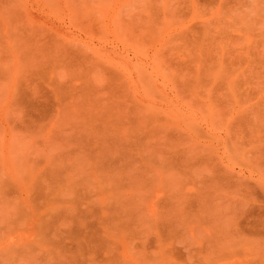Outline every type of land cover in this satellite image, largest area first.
Returning <instances> with one entry per match:
<instances>
[{
	"label": "rangeland",
	"instance_id": "374dc122",
	"mask_svg": "<svg viewBox=\"0 0 264 264\" xmlns=\"http://www.w3.org/2000/svg\"><path fill=\"white\" fill-rule=\"evenodd\" d=\"M199 37L251 68L237 102L165 80ZM246 54L264 57V0H0V264H264Z\"/></svg>",
	"mask_w": 264,
	"mask_h": 264
},
{
	"label": "bare ground",
	"instance_id": "6f19581e",
	"mask_svg": "<svg viewBox=\"0 0 264 264\" xmlns=\"http://www.w3.org/2000/svg\"><path fill=\"white\" fill-rule=\"evenodd\" d=\"M209 2V1H208ZM207 3V2H206ZM218 3H219V1H218ZM221 3H223V1L221 2ZM230 3V2H229ZM220 5V4H219ZM209 6V5H208ZM214 19V18H213ZM212 20V19H211ZM210 21V20H209ZM231 23V22H230ZM191 25V24H190ZM219 25V24H218ZM222 25V24H221ZM220 25V26H221ZM224 27V26H223ZM234 28V27H233ZM219 29V28H218ZM235 30V29H234ZM233 30V31H234ZM232 31V32H233ZM225 33V32H224ZM234 33H236V32H234ZM189 34V33H188ZM237 34V33H236ZM178 36V35H177ZM201 36H203V38H204V40H208L210 37H208V39L206 38V36H208L207 34H203V35H201ZM200 36V37H201ZM215 36V35H214ZM200 37L199 38H197V39H192L191 40V42H188L186 39H182V40H180L179 39V42L181 41V42H183V44L182 45H173V46H171L170 47V49L171 50H169L168 51V54H169V52H170V54H171V56L172 55H174V56H176V57H174V58H177V57H179V58H177V64L175 63V61L173 60V58H170L168 61L170 62V65L171 64H173L171 61H174V64L176 65V67H174L175 65L173 64L172 66L174 67V71L173 72H169V71H167V74H168V78L167 79H165V80H168L169 81V83H171L172 84V86H176V87H178V91H180L181 90V92L182 93H185V91H190V93L191 92H193V93H196L197 95H199L200 96V91L201 90H203L204 88H205V86H206V82L204 83V84H202V86H201V83H202V79H200V77L199 76H201V78H202V76L203 77H205V78H207L208 79V81L209 82H212V83H214L213 85H216L215 86V88L216 87H219V88H221L220 86H223L222 84H224V89H226V90H228L229 92H227L226 90V93H228L227 95L229 96V95H231V96H229V97H232V98H234L235 99V102H237V100H236V98H237V93H239V91H240V93H241V89H244V88H242V86H240L239 84L241 83L240 81H239V83H237V84H235V81H236V79H237V75H238V73H236V72H234L233 70H235V69H233V68H231V66H229L230 64H232L233 66H234V64H235V66L237 65L236 64V61H235V63H234V60H233V63H230L229 61H228V59L226 60V58L224 59V55H225V53H227L226 51V45L224 46V44L222 45V43H221V40H219V39H216V42H217V44L216 45H214V43L215 42H212V43H210V41H207L206 43H205V41H200L201 39H200ZM53 39V38H52ZM220 39H222V38H220ZM219 41V44H218V41ZM223 40V39H222ZM224 42V41H223ZM43 43V42H42ZM52 43V42H51ZM69 43V42H68ZM80 43V42H79ZM37 44V43H36ZM222 46H221V45ZM39 45V44H38ZM37 45V46H38ZM40 46V45H39ZM44 46V45H43ZM85 47V46H84ZM228 47V46H227ZM37 48V47H36ZM54 49V48H53ZM226 50V51H225ZM247 50V49H246ZM53 52V51H52ZM233 53V52H232ZM228 54V53H227ZM241 54V53H240ZM61 55H63V54H61ZM229 55V54H228ZM236 55V54H235ZM247 56L249 55V54H246ZM258 55V54H257ZM260 55H262V54H260ZM259 55V56H260ZM96 56V55H95ZM225 57H226V55H225ZM237 57V56H236ZM249 57V60H252V61H254L256 64V68L257 69H255L256 71H254V70H251V72L253 71V73L255 74V76L257 75L258 76V78L256 79L257 81L259 80V76H260V83L262 82V80L264 79V78H262L263 76H262V73L264 72V66L262 67V65L264 64V57H262V58H256V59H260L259 61H260V63L258 62V60H254L255 58H251L250 56H248ZM57 58V57H56ZM101 58V57H100ZM99 58V59H100ZM237 58H239V57H237ZM179 59V60H178ZM56 60V59H55ZM171 60V61H170ZM224 60H226V63H228L229 62V64L227 65V64H225L224 65V63H225V61ZM236 60H238V59H236ZM239 60H240V58H239ZM67 61V60H66ZM224 61V62H223ZM231 62H232V58H231V60H230ZM241 61H242V59H241ZM257 61V62H256ZM57 62V61H56ZM239 62V61H238ZM244 62H245V60H244ZM243 62V63H244ZM262 62V63H261ZM64 63V62H63ZM67 63V62H66ZM223 63V64H222ZM240 63V62H239ZM258 63V64H257ZM241 64V63H240ZM246 64V63H245ZM58 65V64H57ZM68 65V64H67ZM167 65H169V64H167L166 63V66ZM244 65V64H243ZM74 66V65H73ZM232 66V67H233ZM240 66V65H239ZM72 67V66H71ZM226 67H228V68H231L232 69V71L230 72V73H226ZM238 67V66H237ZM241 67H242V70H245L246 69V71H247V69L250 71V69L251 68H249V66L248 65H244V67L243 66H240V68L239 69H241ZM248 67V68H247ZM228 68H227V70H228ZM238 69V68H237ZM223 71H224V73L225 74H223ZM246 71H244L245 73H241V72H239V76L242 74V76H243V80L244 81H246V78H247V80H248V78H250V77H245V79H244V76L246 75V73H248V71L246 72ZM117 72V71H116ZM234 72V75H232V73ZM251 72H249V74L250 75H252L251 74ZM236 74V75H235ZM245 74V75H244ZM242 76H240V77H238V78H240V79H242ZM253 76V75H252ZM251 76V77H252ZM163 77V76H162ZM164 78V77H163ZM235 79V80H234ZM240 79H237V81L238 80H240ZM252 79H254V78H252ZM250 80V79H249ZM200 81H201V83H200ZM207 81V82H208ZM222 82V83H218V84H220V86L217 84V83H215V82ZM236 81V82H237ZM204 82V81H203ZM208 82V83H209ZM249 81H247L246 83H248ZM254 82V81H253ZM256 82V81H255ZM246 83L244 84L243 83V87H244V85H246ZM87 84V83H86ZM210 84V83H209ZM211 85V84H210ZM212 85V86H213ZM226 85V86H225ZM233 85H235L234 86V88H233ZM238 85V88L239 87H241V88H236L235 89V87ZM212 86H211V88H212ZM249 86H250V83H249ZM248 87V86H247ZM223 88H221V90L223 89ZM213 89H214V87H213ZM217 89V88H216ZM205 92H207L206 91V88H205ZM219 92V91H218ZM217 92V93H218ZM234 92H237V93H235L234 95H236V98L234 97V96H232L233 95V93ZM201 93H202V91H201ZM220 93H224L225 94V92H224V90H223V92H220ZM223 94V95H224ZM202 96H203V94H202ZM204 98H207V96H208V94H204ZM216 96V95H215ZM219 96V95H218ZM217 96V97H218ZM220 96H222L221 94H220ZM241 96V95H240ZM209 97V96H208ZM187 98V97H186ZM203 98V99H204ZM239 98H241V97H239ZM209 99V101L207 102L208 104L210 103V97L208 98ZM207 99V100H208ZM219 99V98H218ZM217 99V100H218ZM226 99H227V97H226ZM166 100V99H165ZM187 100H188V98H187ZM194 100H195V98H194ZM205 100L206 99H204V101L202 102V103H204L205 102ZM239 100H241V99H239ZM162 101H163V99H162ZM200 101V100H199ZM215 102V101H214ZM218 102V101H217ZM221 102V101H220ZM220 102H218V104L220 103ZM224 102V101H223ZM183 103V102H182ZM201 103V102H200ZM213 103V102H212ZM225 103H227V100H226V102ZM229 103H230V100H229ZM172 104V103H171ZM211 104V103H210ZM232 104V103H231ZM230 104V105H231ZM233 104H234V102H233ZM177 105V104H176ZM217 105V104H216ZM207 106V105H206ZM233 106V105H232ZM232 108V107H231ZM243 108H245V107H243ZM242 108V109H243ZM236 109V108H235ZM241 109V108H240ZM234 110V109H233ZM226 112H227V110H226ZM233 112V111H232ZM214 113V112H213ZM229 113H230V111H229ZM235 114V113H234ZM224 115V114H223ZM233 115V114H232ZM239 115V114H238ZM213 116V115H212ZM228 116V115H227ZM244 116V115H243ZM247 116V115H246ZM225 117V116H224ZM223 117V118H224ZM232 117H234V116H232ZM248 117V116H247ZM190 118V117H189ZM211 118V117H210ZM234 118H236V117H234ZM240 118V117H239ZM239 118H238V120H239ZM246 118V117H245ZM191 120V119H190ZM226 120H227V117H226ZM225 120V121H226ZM230 120H232V119H230ZM241 120H243V118L241 119ZM257 120V119H256ZM192 121V120H191ZM210 121V120H209ZM229 121V120H228ZM233 121H234V119H233ZM240 121V120H239ZM245 121V120H244ZM193 122V121H192ZM191 122V123H192ZM214 122V121H213ZM230 122V121H229ZM225 123V122H224ZM231 123V122H230ZM242 123V122H241ZM237 124V123H236ZM235 124V125H236ZM240 124V123H239ZM242 124H244V123H242ZM242 124H240V125H242ZM192 126H193V123L191 124ZM234 125V124H233ZM229 127V126H228ZM227 127H225L224 129H226ZM232 128V127H231ZM236 128H237V126H236ZM230 129V128H229ZM243 129V128H242ZM251 129V128H250ZM228 130V129H227ZM240 131H241V129H239ZM231 131V130H230ZM194 132V131H193ZM242 132V131H241ZM252 132V131H251ZM253 132H254V130H253ZM256 132V131H255ZM249 133V132H248ZM240 134H242V133H240ZM261 134V133H260ZM239 135V134H238ZM253 135V134H252ZM206 137H208V136H206ZM219 138V137H218ZM247 138V137H246ZM262 138V137H261ZM216 140V139H215ZM221 140V139H220ZM239 140V139H238ZM264 141V140H263ZM229 142V141H228ZM241 143V142H240ZM226 144V143H225ZM232 145V144H231ZM238 145V144H237ZM220 146V145H219ZM235 146V145H234ZM249 146V145H248ZM247 146V147H248ZM251 146V145H250ZM224 147V146H223ZM229 147V146H228ZM253 147V146H252ZM225 148V147H224ZM251 149V148H250ZM225 150V149H224ZM228 150V149H227ZM232 150H234V149H232ZM231 151V150H230ZM238 154V153H237ZM255 159V158H254ZM262 171V170H261ZM258 184H259V182H258ZM264 186V185H263ZM254 201V200H253ZM256 206V205H255ZM32 211V210H31ZM44 214V213H43ZM30 216V215H29ZM44 216V215H43ZM45 217V216H44ZM42 219H43V217H42ZM32 220V219H31ZM38 238H40V237H38ZM40 241V240H39ZM40 243V242H39ZM40 245V244H39ZM45 249V248H44ZM75 263V262H74Z\"/></svg>",
	"mask_w": 264,
	"mask_h": 264
}]
</instances>
